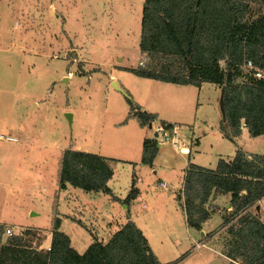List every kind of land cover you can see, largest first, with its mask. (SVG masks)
<instances>
[{"label":"rangeland","instance_id":"rangeland-1","mask_svg":"<svg viewBox=\"0 0 264 264\" xmlns=\"http://www.w3.org/2000/svg\"><path fill=\"white\" fill-rule=\"evenodd\" d=\"M143 4L144 0H0V133L18 138V142L0 141V218L14 211L17 197L9 192L8 184H14L17 177L11 170L24 168L27 163L23 160L24 150H20L24 138H31V149L42 145L45 134L54 137L60 147H65L71 138L78 150L118 159L112 166L113 186L118 194L126 196L132 179L138 177L136 185L143 191L144 200L134 206L137 224L161 263L230 264L226 254L232 239L223 224L231 210L230 205L229 210L224 207L226 202L230 204V197L216 199L218 194L211 192L205 204L211 213L208 218L214 214L204 224L205 237L210 238L207 241L200 231L204 222L200 229L186 224L185 211L177 199L182 195H177L179 181L173 178L168 188L162 189L157 186L159 172L153 173L143 163L134 164L144 140L150 135L147 139L153 140V129L160 123L176 126L177 140L182 146L184 139L189 140L187 144L200 140L196 147L193 144L192 153H197L196 160L202 166L215 169L218 155L227 157L235 152L234 145L221 131L223 138L219 136L224 115L221 87L210 82H203L200 87L180 86L193 91L195 100L186 105L182 95H172L176 91L174 83L141 77L129 70L145 67V62L138 64L145 58L139 50ZM56 5L66 18L63 28L73 34L71 39L62 30V15ZM250 6L253 18L264 14V5L252 2ZM219 64L225 67L224 61ZM120 66L128 67L123 71ZM248 78L246 75L237 82ZM131 91H148L151 106L158 109L160 115L151 113L155 117L149 128V123L140 124L131 109V104L139 108ZM196 100L201 104H196ZM239 145L264 153V136L243 138ZM159 147L157 170H167L173 161L177 171L179 152L184 147L181 151H175L170 144ZM31 149L28 154L34 155ZM100 195L98 200L103 202L106 195ZM257 205L258 209L252 206L249 210L264 220V200ZM89 217V227L98 234L96 240L107 242L113 233L108 235L106 217L101 219L95 211ZM52 223L53 220L51 227ZM44 230L14 231L23 235L27 251L31 248L43 253L48 236Z\"/></svg>","mask_w":264,"mask_h":264},{"label":"trees","instance_id":"trees-1","mask_svg":"<svg viewBox=\"0 0 264 264\" xmlns=\"http://www.w3.org/2000/svg\"><path fill=\"white\" fill-rule=\"evenodd\" d=\"M252 2L264 5V0H144L139 50L145 56V67L129 69L163 82L196 87L210 82L221 87L224 115L219 128L232 142L242 125L250 136L264 134V14L253 18ZM246 75L247 81L237 82ZM131 109L142 125L154 118L132 104ZM157 151V143L146 138L141 162L152 165ZM112 174L107 158L65 149L58 171L59 187L69 183L85 191L111 194L107 182ZM212 191L230 194L231 210L223 218L232 239L226 254L230 264H264V220L249 210L252 206L258 209L256 203L264 196V154H248L238 148L231 160L220 158L215 169L189 163L178 196L188 226L200 229L210 216L205 204ZM136 193L132 183L123 202L127 204ZM231 220L234 223L230 224ZM59 224L54 217L50 246L43 253L27 251L23 235L8 237L0 244V264L174 263H161L131 220L107 242L95 239L82 253L70 244Z\"/></svg>","mask_w":264,"mask_h":264},{"label":"crops","instance_id":"crops-1","mask_svg":"<svg viewBox=\"0 0 264 264\" xmlns=\"http://www.w3.org/2000/svg\"><path fill=\"white\" fill-rule=\"evenodd\" d=\"M56 9L62 15L61 18L62 30L64 31L66 38L71 39L73 34L69 33L66 29L63 28L64 26H66L67 23L66 18L63 15L61 9L57 5H56ZM118 59L120 60L121 58ZM127 67L128 66H120V69L124 71L123 68H127ZM110 77L114 78L115 76L110 75ZM112 81H114V79ZM165 83H169V82H165ZM175 85L176 86L174 87V89L176 91H173L172 94L173 96L182 95L186 105L194 102L195 98L192 96L193 91L186 90V87H180L183 86L181 84H175ZM180 88H182L183 91H179ZM196 92L198 93V91ZM199 92L201 93V91ZM148 93H149L148 91H140V92L131 91L132 97L135 100L136 105L139 107L138 109L140 111L150 112L153 114L155 113L156 115H160L158 114L159 113L158 109L151 106V102L147 98ZM195 103L198 104L199 101L196 100ZM171 104H174V102H171ZM170 123L177 124V122L174 121H171ZM179 126L181 129L183 128L181 125ZM185 126H188V124H186ZM149 127H150V123L148 124V128ZM188 127H192V126H188ZM18 131L20 132V130ZM219 136L223 138V135L220 132V130H219ZM260 136H264V134L258 136H250L247 128L241 127V133L236 138H234L235 142H232L230 140L229 141L232 142V144L234 145L235 147L234 151L240 148L241 150H243L248 154L250 153L264 154V153L252 152L243 149L239 145V140L241 141L243 138L260 137ZM43 138L45 139V141L42 142V145H37L32 149L29 147L32 145L31 138L29 136H26L24 138V142L20 145L21 147L20 150L21 151L24 150L23 160L26 161L27 163L25 164L24 168H19L18 170L17 169L11 170V174H16L17 177L15 176L14 184L12 183L8 184L9 192L11 191V193L15 194L17 198L15 199L16 202L14 201V211L12 212V214L0 218V223L4 222L2 224H8L12 226L14 230H18V231L25 230L28 228L40 229V230L45 229L44 230L45 233L48 234V236L44 241L46 243L45 246L47 248L51 242V230H52L51 222L54 217H57L60 220L59 229L69 237L70 244L78 252L81 251L80 253H82V250L84 251L87 248V246L90 243H92L94 239H97L98 237V234L94 233L95 232L94 229L90 228L88 225V220L91 219V217L89 216L91 215L92 211H95L96 214L98 213V215L101 216V219L103 217H106L107 220L106 229L108 231V235L118 230L119 227L128 219L132 220L133 222H135L136 225H138L137 224L138 216L136 209H134V206L136 202H139L140 200L142 201L144 200V195H143V191L136 185L138 177L136 176L135 173L133 174L136 177L135 178L133 177L134 179H132V182L130 183V186L127 190V194L131 189L132 183L134 184V187L137 189V193L136 196L128 202L129 203L128 205L122 201L127 196V194L126 196H122L118 194L113 186L115 171L112 168V166L115 163V160L118 159L107 154L97 153L107 158L108 163L112 168L113 171L112 177L107 182L111 194H107L101 191H85L79 187L72 186L69 183H66L63 188H60L58 183V171L60 168L62 152L64 151L65 148L66 149L71 148L73 150H78V148L75 146L74 144L75 142L71 141L72 140L71 138H69V140L66 142L65 147H60L59 144L56 142L55 138L54 137L50 138V136H48L47 134H45ZM43 138L41 139L43 140ZM147 138H151V135L147 136ZM184 141H185L184 151L179 152V154L181 155V159L177 161V165H178L177 171L174 168L173 165L174 163L172 161L173 159H171L172 161L171 165L168 167L167 170L161 169V172L157 170L156 161L160 157V147L158 148L157 154L153 159L152 165L149 166L146 164V166L149 167L153 173H157V172L160 173V176L158 177L157 180V186H159L162 189H167L168 188L167 184L169 182H173V178H176L177 181H179V188L177 195L180 194L179 191L182 189L184 172L185 169L188 167L189 162L202 166L196 160L195 155L197 153L196 154L192 153L193 144L195 143L194 147H196L197 145H199L200 140L196 139L194 143L191 140L190 144H187L188 143L187 141L189 140L184 139ZM28 147L31 149L32 152H35L34 155L30 153L28 154V152L30 151ZM194 149H195L194 151L196 152L197 151L196 148ZM234 155L235 152L232 156H227V157L218 155L217 161L220 158L226 161L231 160L234 157ZM141 156H142V146H141L140 156L138 157V160L134 162V164H139V163L142 164ZM142 165H144V163ZM175 171H176L175 173L176 177L174 176L173 173ZM160 181H163L165 185L164 186L159 185ZM101 193L106 195L103 196V198L105 199V201L103 199V202L98 200V198L101 196L100 195ZM217 194L218 195L216 196V199L219 197H224V198H228V196L230 197L229 193L226 194L217 193ZM177 199L184 213V209L182 208L183 207L182 198L177 197ZM263 200H264V196L259 200V202ZM54 205H55V209H54ZM228 205L230 204L226 202L224 204V207L228 209ZM143 206L145 207V203L143 204ZM97 207L101 208V210H97ZM213 216L214 214L211 215V217L208 218L206 221H204V223L202 224V228L200 230L201 235L207 241H209L210 238L205 237L206 230L204 229V226L207 224L208 221L212 219ZM117 217H119V219ZM111 220H113V222Z\"/></svg>","mask_w":264,"mask_h":264},{"label":"built area","instance_id":"built-area-1","mask_svg":"<svg viewBox=\"0 0 264 264\" xmlns=\"http://www.w3.org/2000/svg\"><path fill=\"white\" fill-rule=\"evenodd\" d=\"M145 58L139 60V65H144ZM250 65V62L247 63ZM178 133L176 130V126L168 123H160L157 124L153 129V141L159 144H170L175 150L181 151L183 150L182 144L177 140ZM7 142H18V138L12 134H3L0 133V141ZM159 185L164 186L165 183L163 181L159 182ZM15 231L12 226L8 224L0 223V244L3 243L8 237L15 235ZM49 246L47 247V250Z\"/></svg>","mask_w":264,"mask_h":264},{"label":"water","instance_id":"water-1","mask_svg":"<svg viewBox=\"0 0 264 264\" xmlns=\"http://www.w3.org/2000/svg\"><path fill=\"white\" fill-rule=\"evenodd\" d=\"M63 81H66V78H64ZM113 84L116 85V82H113ZM67 116L70 117V113H67Z\"/></svg>","mask_w":264,"mask_h":264}]
</instances>
